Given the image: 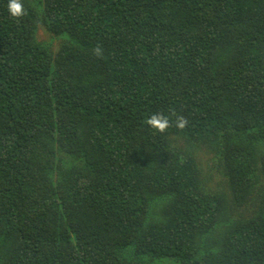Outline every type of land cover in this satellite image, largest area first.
<instances>
[{
	"label": "trees",
	"instance_id": "trees-1",
	"mask_svg": "<svg viewBox=\"0 0 264 264\" xmlns=\"http://www.w3.org/2000/svg\"><path fill=\"white\" fill-rule=\"evenodd\" d=\"M8 2L0 264H264V0ZM173 136L226 160L249 216Z\"/></svg>",
	"mask_w": 264,
	"mask_h": 264
},
{
	"label": "rangeland",
	"instance_id": "rangeland-1",
	"mask_svg": "<svg viewBox=\"0 0 264 264\" xmlns=\"http://www.w3.org/2000/svg\"><path fill=\"white\" fill-rule=\"evenodd\" d=\"M38 38L43 41H51L53 42V49H56L60 45V40L56 38V36L51 33L44 24H40L38 28ZM55 50V51H56ZM173 144L177 148H184L186 145L195 146L191 153L194 156L197 167L200 181L207 185L210 190H215L216 192H221L220 190H224L226 193H231L229 197L228 204V213L233 218V214L237 211H241L244 213L243 216H249L251 211L250 208L252 206L245 201L241 202V205H238L235 200H233L232 194L234 193V186H232L231 173L227 167L226 160L223 161V164L219 165V162L216 158L215 150L209 145L206 141H197L196 143H190L188 139L179 136H173ZM217 147V146H216ZM244 205L249 207H243ZM234 220L236 218H233ZM163 264H170L163 263Z\"/></svg>",
	"mask_w": 264,
	"mask_h": 264
},
{
	"label": "clouds",
	"instance_id": "clouds-1",
	"mask_svg": "<svg viewBox=\"0 0 264 264\" xmlns=\"http://www.w3.org/2000/svg\"><path fill=\"white\" fill-rule=\"evenodd\" d=\"M8 10L13 18H20L25 14L24 5L22 0H9ZM94 54L97 56L102 55V49L97 46L94 50ZM146 123L157 133H165L171 127V122L167 116L163 113H154L149 118H147ZM188 124V120L184 116H178L175 121V126L183 130Z\"/></svg>",
	"mask_w": 264,
	"mask_h": 264
}]
</instances>
